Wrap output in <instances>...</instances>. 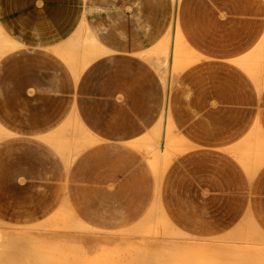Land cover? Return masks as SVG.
Here are the masks:
<instances>
[{
    "label": "crops",
    "instance_id": "1",
    "mask_svg": "<svg viewBox=\"0 0 264 264\" xmlns=\"http://www.w3.org/2000/svg\"><path fill=\"white\" fill-rule=\"evenodd\" d=\"M175 19L201 59L167 90L151 56ZM0 26L20 44L0 61L1 221L65 219L47 235L92 261L154 208L194 239L264 232V0H0ZM173 134L188 148L159 173Z\"/></svg>",
    "mask_w": 264,
    "mask_h": 264
},
{
    "label": "rangeland",
    "instance_id": "2",
    "mask_svg": "<svg viewBox=\"0 0 264 264\" xmlns=\"http://www.w3.org/2000/svg\"><path fill=\"white\" fill-rule=\"evenodd\" d=\"M173 34H174V24L172 26L171 32H169L168 34V37L169 36L173 37ZM9 40H12V39H9ZM19 48L20 47H18L17 49ZM17 49L11 50L10 52L3 54L1 58H3L5 55L13 51H16ZM189 49L193 51L190 47ZM187 53L188 54H185V55L188 58H191L190 56L195 55L194 59L196 60L193 62V64L197 63L198 59H201L194 51H193L194 53L193 55L189 51H187ZM153 64L159 71L157 62L154 61ZM161 66H162V63H161ZM190 66H187L186 69ZM179 74H176V78L174 79L172 89L174 88L176 84ZM168 136L172 138L171 144H176L177 149L181 150L179 154H181L184 150L188 148V144L182 141L181 139L176 138L175 134H173L172 136L170 135ZM2 137L3 138L5 137L4 129H2ZM171 144H168V148H170ZM157 148L159 151V146H157ZM168 153H169V149H168L167 155ZM179 154H177L176 156H178ZM159 160H160L161 168L164 167L163 162H162L163 159L160 158ZM153 161H154V158H153ZM156 212L157 211L154 208L153 215L155 217L153 218L151 217L152 220L151 219L149 220L148 218L149 215H148L147 218L143 220V222L139 226L135 227L133 230L125 234V238L128 240V243L122 246L121 250H119L116 253L111 254L109 257L104 255L101 259L97 261L80 259L79 257H76L78 255L77 253H72L68 248H67V251L64 250V244L62 243V240H58L59 237H50L47 235V232L49 231V229H51L52 231L54 230L64 231L65 219L64 220L59 219L55 221L54 223H52L51 226H50L51 224L50 221H45L33 227L13 226V225L4 223L3 221L0 220V233L1 235H3L1 236V239H0V259L2 260L0 261V264H56L57 262H58L57 264H60V263L62 264H139L140 262L142 264H146L145 260L147 259V257L148 258L154 257V256L149 257L147 256L148 254L157 256V255L163 254L164 252H166V254H164L165 255L164 258H160L158 256L157 258L155 256L156 260L158 259V263L160 262L162 264L163 263L164 264L166 263L176 264V263H173L174 262L173 259L175 258V256L171 254H167L169 248H175L176 246L184 247L185 248L184 251L190 252L188 259L187 260L183 259V261L186 260L185 264H190V263L191 264H207V263H204L203 261L204 259H208L210 262L213 261L214 263L212 264H215L216 262H219L220 264H223V262L225 264H264V232L257 226V224L252 219H245L240 224H238L234 229H232L230 232L222 236H219L213 239H200L199 240V239L190 238L184 235L183 233L178 231L176 228L172 227L167 222V220L165 219L163 215H160V213L158 212L156 213ZM58 216H62V215H58ZM67 222L70 226L71 219L69 217H67ZM76 223L79 226L78 224L79 222L76 221ZM26 231H29V232L32 231V232L30 234L27 232L28 235L21 234L17 237L19 238L21 236L24 238L26 236L25 239L28 240V242L25 243L24 241L26 240L24 239L22 241L20 237V242L21 241L22 242H21L20 247H18L20 244V242H18L19 239L16 240L17 239L16 236L13 239L15 232L26 233ZM31 239L33 240V244L36 241L37 246L35 244L31 245L32 244ZM29 240H31L30 241L31 243L29 242ZM37 241L40 243L39 246L37 244ZM42 241H44L45 244ZM23 242L26 245L30 243L29 245H31L30 247L32 249L29 248V245H28V248L25 247L23 245ZM143 242L146 244L145 246ZM17 244L18 246H16ZM22 246H24L23 249L22 250L19 249ZM41 246H44L43 249L40 248ZM136 246L138 247V250L140 248V254L145 253L143 255L145 256V258L142 259L143 261L140 260V257H139V260H137L140 254H139V251H137ZM34 248H35L34 250L35 252H32V251L30 252V250H33ZM27 249H30V250L28 251ZM141 249H142V253H141ZM50 250L51 251L54 250L53 252H55L56 250L55 255H59L60 257L55 256L54 253L51 254ZM60 250H61V255H60ZM38 251L40 253H42L43 251L44 253L47 252V255L51 254L52 257L53 256L55 257H53L52 260H49L51 259V255H50V258L48 259L47 258L48 256H46V254H42V255H45L44 258L46 257L47 260L41 259L43 258V256L41 255L42 256L41 257ZM211 251H214V252H211ZM210 253H213L215 255L213 254L210 255ZM33 254L36 257L38 256V258L39 257L41 258H39V260L38 258H34L35 256L32 258ZM256 254L259 259L256 257ZM170 258H173L171 260L173 261L172 263L169 260ZM48 260L50 262H48ZM156 260L155 261L152 260V262L150 260L149 262L156 263Z\"/></svg>",
    "mask_w": 264,
    "mask_h": 264
},
{
    "label": "bare ground",
    "instance_id": "3",
    "mask_svg": "<svg viewBox=\"0 0 264 264\" xmlns=\"http://www.w3.org/2000/svg\"><path fill=\"white\" fill-rule=\"evenodd\" d=\"M177 1V0H176ZM171 30H172V28H171ZM171 30H170V32H171ZM171 35V34H170ZM20 46V44L17 42V41H15V40H9V38L7 37V35H6V33H5V31H3V28L0 26V59H2L1 57H2V55L3 54H5V53H7V52H10L11 50H15V49H17L18 47ZM187 51H189V52H191L189 49H187V47H185L184 46V44H183V41H182V38H181V36L179 35V33H178V28H177V22H176V19H175V24H174V34H173V37H171V36H167L166 37V40L164 41V43L163 44H161L159 47H157L154 51H153V54H152V56H151V59H152V61H158V60H162V66H161V63H159V62H157V64H158V66H160L161 67V73H162V76H163V79H164V82H165V86H166V88H167V90H170V88H171V86H172V83H173V81H174V79H175V77H176V74H179L184 68H186L188 65H191L193 62H194V55H193V53H192V55L193 56H190L191 58H188V57H186V55L185 54H188L187 53ZM190 60H191V62H190ZM1 61V60H0ZM164 117H165V114H164ZM166 122H167V120H166ZM168 123H169V119H168ZM170 125V128H172L173 129V127H172V125H171V123H169ZM2 126L0 125V140L3 138L2 137ZM150 147V146H149ZM149 147H147V148H149ZM169 149V156H166V157H161L160 155H155L153 158H154V165L159 169V173H162L163 172V170L162 169H166L167 168V166L169 165V163L171 162V158L173 157V156H176L177 154H179V152L181 151V150H178L177 149V146L176 145H172V146H170V148H168ZM163 159L162 160V162H163V165H164V167H162L161 168V165H160V160L159 159ZM151 217L153 218V217H155L154 215H153V210H152V212H151V215H149L148 216V218H149V220L151 219ZM152 220V219H151ZM78 222H79V220H78ZM167 222L172 226V227H174L168 220H167ZM82 223V222H81ZM80 222L78 223L79 224V226H81L82 224H81ZM81 224V225H80ZM83 226V227H82ZM81 226V228H84L85 229V224L84 225H82ZM258 226V225H257ZM77 227V226H76ZM259 227V226H258ZM78 228V227H77ZM175 228V227H174ZM30 234L32 231H26V233H22V232H20V233H17V232H15V235H14V237H13V239L15 238V236L17 237V236H19V235H28V233ZM185 235V234H184ZM1 236H3V235H1V233H0V239H1ZM21 237V236H20ZM20 237L18 238L17 237V239L16 240H18L19 239V241L18 242H20ZM3 238V237H2ZM26 238V236L23 238V237H21V240L23 241L24 239ZM29 238V237H28ZM30 239V238H29ZM15 240V241H16ZM26 240V239H25ZM32 240V239H31ZM31 240H29V242L31 241ZM21 241V242H22ZM39 241V240H38ZM37 241V244H38V246L40 245V243ZM54 241V240H53ZM21 242H20V244H19V246H18V244L16 245V246H18V247H20V245H21ZM25 243H27L28 242V240H26V241H24ZM24 242H23V245L25 246V247H27L28 248V245L31 243H28V245H26V244H24ZM42 242H44V241H42ZM15 244H16V242H15ZM35 245H36V241H35V243H34ZM33 244V240H32V244L31 245H34ZM44 244H45V242H44ZM59 244H60V242H59ZM143 244H144V246L146 245L144 242H143ZM142 244V245H143ZM31 245H29V248H31L30 246ZM24 246H22L21 248H19V249H23V247ZM37 246V245H36ZM36 246H34V247H36ZM55 246H56V244H55ZM130 246V245H129ZM128 246V247H129ZM132 246V245H131ZM143 246V247H144ZM43 247L44 246H41L40 248L41 249H43ZM54 247V246H53ZM52 247V248H53ZM137 247V246H136ZM142 247V248H143ZM32 249V248H31ZM50 249V248H49ZM54 249V248H53ZM56 249V248H55ZM135 249V248H134ZM144 249V248H143ZM184 247H180V246H176L175 248H169L168 249V252H167V254H171V255H173V256H175V258L173 259V258H170L169 260L171 261L172 259L174 260V262L173 261H171V263L173 262V263H176V264H185V261L188 259V256H189V254H190V252H187V251H184ZM28 251L30 250V249H27ZM35 250V248L33 249V250H30V252L32 251V252H35L34 251ZM66 250V249H65ZM121 250V249H120ZM189 250V249H188ZM48 251V250H47ZM51 251V250H50ZM54 251V250H53ZM53 251H51V254L52 253H54V255H55V252H56V250H55V252H53ZM59 251V250H58ZM137 251H139V254H140V248H139V250H138V247H137ZM37 252V251H36ZM42 252V251H41ZM133 252V251H132ZM144 252V251H143ZM211 252H214V251H211ZM38 253L40 254V256L42 255V254H46V256H48L47 258L49 259L50 258V255H47V252L46 253H44V251L42 252V253H40L39 251H38ZM141 253H142V249H141ZM64 254V253H63ZM130 254V253H129ZM138 254V255H139ZM145 253H142V254H140L139 256H138V259L137 260H139V257H140V260H142V259H144L145 258V256H143ZM164 254H166V252H164L163 254H160V255H157L158 257H160V258H164ZM211 254H213V253H210V255ZM215 254H216V252H215ZM215 254H213V255H215ZM60 255H61V250H60ZM136 255V254H135ZM147 255V254H146ZM151 255V256H150ZM259 255V254H258ZM35 255L33 254V256H32V258L34 257ZM43 256V258H41ZM41 257H39V258H41V259H45V260H47L46 259V257L44 258V256L45 255H42ZM55 256H58V257H60L59 255H55ZM55 256H53V257H55ZM65 256V255H64ZM147 256H149V257H152V256H154V257H152V258H148L147 257V259L145 260V263L147 264V263H149V264H156V263H158V259L156 260V258H155V256L156 255H152V254H148ZM156 256V257H157ZM193 256V255H192ZM218 256V255H217ZM216 256V257H217ZM52 255H51V259H49V260H52ZM143 257V258H142ZM157 257V258H158ZM202 257V256H201ZM256 257H257V254H256ZM34 258H38V256L36 257H34ZM39 258H38V260H39ZM258 258V257H257ZM65 259V258H64ZM148 259H150L151 260V262H152V260H156V263L155 262H153V263H150L149 261L150 260H148ZM183 259H186V260H184L183 261ZM224 259V258H223ZM259 259V258H258ZM48 260V262H50ZM208 259H204L203 261H204V263H209L210 261L208 260ZM0 261H2L1 259H0ZM41 261H43V260H41ZM143 261V260H142ZM193 261V260H192ZM192 261H190V262H192ZM52 262V261H51ZM194 262V261H193ZM196 262V261H195ZM223 262V261H222ZM229 262V261H228ZM58 263V262H57ZM56 263V264H57ZM211 264L212 263H214L213 261H211L210 262ZM209 263V264H210ZM219 262H216L215 264H218ZM60 264H62V263H60ZM139 264H142L141 262L139 263ZM158 264H162V263H158ZM164 264V263H163ZM166 264H169V263H166ZM191 264V263H190ZM220 264V263H219ZM223 264H225L224 262H223Z\"/></svg>",
    "mask_w": 264,
    "mask_h": 264
}]
</instances>
